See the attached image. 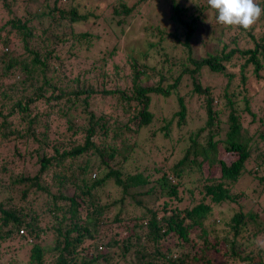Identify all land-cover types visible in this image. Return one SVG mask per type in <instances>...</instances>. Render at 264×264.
I'll use <instances>...</instances> for the list:
<instances>
[{
  "label": "trees",
  "instance_id": "1",
  "mask_svg": "<svg viewBox=\"0 0 264 264\" xmlns=\"http://www.w3.org/2000/svg\"><path fill=\"white\" fill-rule=\"evenodd\" d=\"M0 1L6 17L0 23V255L17 240L30 246L27 264H264V209L252 201L248 207L245 191H234L245 175L264 190L263 120L252 134L245 127L247 141L236 142L244 113L253 118L247 66L250 77L264 81V14L246 31L225 27L229 37L194 56L192 39L205 25L206 7L167 0L180 37L155 28L157 42L143 40L137 44L143 50H129L127 70L112 65L108 72L115 47L100 50V43L120 39L134 7L116 2L101 15L89 13L118 27L105 39L80 29L87 14L78 13L76 0ZM217 26L212 11L210 32ZM168 40L170 49L182 48L181 56L167 51ZM238 42L246 46L238 50ZM240 58L242 109L230 90V67ZM204 73L223 77L222 90L212 94V86H203ZM187 93L202 97L204 118L182 137V156L168 172L141 167L138 139L154 122L152 96L173 98L177 110L150 136L170 141L174 126L177 142L187 123ZM219 146L229 159L219 157ZM203 163L217 165L218 174L203 176ZM219 224L222 235L214 229ZM45 235L48 246L40 243Z\"/></svg>",
  "mask_w": 264,
  "mask_h": 264
},
{
  "label": "rangeland",
  "instance_id": "2",
  "mask_svg": "<svg viewBox=\"0 0 264 264\" xmlns=\"http://www.w3.org/2000/svg\"><path fill=\"white\" fill-rule=\"evenodd\" d=\"M42 1V0H38ZM181 3L185 4H191L194 2L196 4V7H206L204 9V14L207 15V20L205 16H203V20L206 21L205 25L193 35V54L194 56L203 55L205 52L211 51L214 47L218 46V43L216 40L218 38H225L229 37L231 35L230 31H227L225 29V26L220 25L215 28H212L210 32V22L212 21V10L207 5V0H180ZM259 0H256V3ZM124 3L127 7H134V10L129 18L124 22L122 27V34L118 32V37L120 35V39L116 43H106L104 39H102L100 45L101 49H112L115 47L114 53L111 56V62L109 60V64H107V70L108 72L112 71V65H117L119 68H123L127 70V67L124 66L125 61L127 60L129 54L132 53L129 52V50L134 49L133 53H137L138 51L143 50V44H140L143 42V40H147L151 43L157 42L159 35L155 31V28H158L159 30H165L170 35H173V37H180L183 30L180 28H174L172 27V24L168 18V12H167V0H147V1H140V0H76L75 6L79 14H87L86 21L84 22V25L80 29H89V31H95L100 34V37L102 38H112V31H117L118 27L114 24L108 23L107 21H103L102 18H93V14H89L90 12L94 13L95 15H101L104 11V8L107 6V8L112 3ZM62 4H65L63 0L60 2ZM1 6L2 2L0 1V15H1ZM261 8L262 5L259 4ZM105 12V11H104ZM108 13V12H107ZM1 17V16H0ZM98 17V16H97ZM0 23H3L6 17H1ZM205 19V20H204ZM97 22L96 26H93V23ZM35 24H37L35 22ZM212 24V23H211ZM143 27H146L147 31H143ZM42 28L38 26V30ZM223 29V30H222ZM119 31V30H118ZM172 38V36H171ZM114 40V39H113ZM106 46V47H105ZM164 46H166V49L168 52H172L173 54L177 56H181V50L182 48L180 46H175L176 48L174 50L170 49L172 47V42L170 40L166 41ZM246 45L242 44V42H238L237 49L242 50L243 47ZM143 48V49H142ZM99 49V48H98ZM89 55V53H88ZM92 55V54H91ZM150 55V53H149ZM141 57H139V60ZM156 60V59H155ZM142 62V61H141ZM155 61H153L154 63ZM243 62L242 58L237 59L236 65L234 67H230V72L233 74V78H231V86L230 90L235 91L234 101H240L238 109L243 108V101H241L242 94H238L237 91H239V88L237 86L238 84V78L239 76V67L240 63ZM152 63V64H153ZM229 71V70H228ZM252 71V67L249 65L247 66L246 75L248 76V80L246 83V94L250 97L248 100V107L250 111L253 113V118L247 114L244 113L243 119H241V125L243 129L238 130L237 132V138L236 142L238 143H244L248 139V134L245 132V127L249 126V133L252 134L254 132V129L257 127L258 122L262 121L264 122V112L262 110L264 99V81H258L257 79H253L250 77V73ZM164 72V71H163ZM158 78H155L157 81ZM203 80V86L208 85L212 86L214 91H212V94L217 93L219 90H222L224 85V78L221 76L216 77H210L208 78L207 75L204 73L202 75ZM149 83V80L146 81ZM184 84V85H183ZM183 87H181L182 93H186L188 91V88L185 86V82L183 83ZM110 99L106 98L105 103L109 104ZM202 97L197 96H191L190 94L185 96V103L187 107V123L184 124L180 130H182V134L179 138V140L176 142V129L173 126L172 132H171V140L170 141H163L161 135L159 133H155L154 137L152 138L150 136L151 131L157 130L158 127L162 126L167 122V120L170 118L172 113L177 110L176 102L173 98H162L158 95L152 96V104L150 107V110L152 111L154 115V122L151 128H149V132H142L138 139V145L139 149H144L143 153H140L139 156L141 158V164L140 166L143 167H153L158 168L161 171L168 172V167L171 166L173 162L178 160L182 156L183 148L179 145L181 142L182 137L187 136V132H192L194 129H196L203 120V109L204 105L201 102ZM221 102L216 100L214 98L213 105L216 107H221ZM262 117V118H261ZM250 119H253V122L251 125L248 124ZM262 122V123H263ZM224 129L226 128V124L223 126ZM61 131L64 129L63 123L60 124ZM152 138V140H150ZM259 136L253 135L252 139H258ZM137 149L136 151L138 152ZM4 151V149H3ZM219 157L226 159H229V155H225L222 149L218 148ZM139 153V152H138ZM1 154H4L0 150V157ZM32 160L26 161V163H31ZM24 165V164H23ZM29 168V171H33V167L31 164H25ZM203 176L208 177H214L218 174V166L214 165L210 168L206 167V164L203 163L200 167ZM261 173L264 174V170L261 171ZM260 173V174H261ZM151 174L153 175V172L151 171ZM191 178L196 179L197 173L193 174V172L190 173ZM184 182V181H183ZM254 182L251 181V175H245L244 177H240V180L235 184V192L240 193L242 191H245L244 199L248 201L250 207L252 205H255V207H260L261 209H264V190L261 191V187L254 186ZM109 185L105 188V190L110 194V196H114L116 193V189L112 186V184L108 183ZM187 187H190V184H187ZM247 189V190H246ZM259 193V195H257ZM252 201V202H251ZM221 225H214V229L217 230V235H222L219 231L221 229ZM222 230V229H221ZM44 237L40 241L41 245L48 246L49 245V239L48 235L41 236ZM262 244H264V237L260 240ZM171 238L167 243H171ZM252 243L255 245L257 244V239H253ZM2 254L0 255V264H27L28 259V249L29 244H26L23 241L18 242L17 240H13L10 243L7 242L3 246ZM222 247V246H221ZM222 249L219 250L220 253H222Z\"/></svg>",
  "mask_w": 264,
  "mask_h": 264
},
{
  "label": "clouds",
  "instance_id": "3",
  "mask_svg": "<svg viewBox=\"0 0 264 264\" xmlns=\"http://www.w3.org/2000/svg\"><path fill=\"white\" fill-rule=\"evenodd\" d=\"M207 5L215 13L217 24L245 31L264 14L256 0H207Z\"/></svg>",
  "mask_w": 264,
  "mask_h": 264
}]
</instances>
